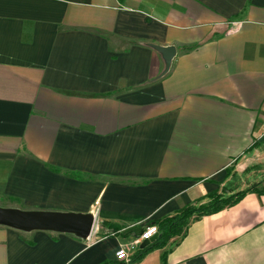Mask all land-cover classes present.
Masks as SVG:
<instances>
[{"label": "crops", "instance_id": "1", "mask_svg": "<svg viewBox=\"0 0 264 264\" xmlns=\"http://www.w3.org/2000/svg\"><path fill=\"white\" fill-rule=\"evenodd\" d=\"M153 45L177 49L163 76ZM254 185L264 0H0V205L93 212L99 227L83 240L0 225V264L116 261L155 221ZM133 264H264V193Z\"/></svg>", "mask_w": 264, "mask_h": 264}, {"label": "water", "instance_id": "2", "mask_svg": "<svg viewBox=\"0 0 264 264\" xmlns=\"http://www.w3.org/2000/svg\"><path fill=\"white\" fill-rule=\"evenodd\" d=\"M165 60V69L160 76L166 74L177 54L175 46L153 45ZM0 225L17 230L32 232L37 230L73 234L83 240H88L97 226L96 215L93 212L54 211L43 209H22L0 205ZM158 234L144 240L140 247L148 246Z\"/></svg>", "mask_w": 264, "mask_h": 264}, {"label": "trees", "instance_id": "3", "mask_svg": "<svg viewBox=\"0 0 264 264\" xmlns=\"http://www.w3.org/2000/svg\"><path fill=\"white\" fill-rule=\"evenodd\" d=\"M264 193V186L254 185L246 190H241L237 193L225 195L218 191L209 194V202L202 204H189L176 214L168 216L162 220L155 221L158 226V236L148 246L139 247L131 256L128 262L121 260H107L101 264H133L139 262L151 250L165 248L170 242L178 243L187 233L188 227L192 220L198 219L204 215L212 214L237 203L247 192ZM102 226V225H101ZM104 226V224H103ZM102 228V227H101ZM114 232L120 229V226L114 225L111 227ZM102 232V231H101ZM166 252L163 255V261L166 260Z\"/></svg>", "mask_w": 264, "mask_h": 264}, {"label": "built area", "instance_id": "4", "mask_svg": "<svg viewBox=\"0 0 264 264\" xmlns=\"http://www.w3.org/2000/svg\"><path fill=\"white\" fill-rule=\"evenodd\" d=\"M98 223L95 227L92 235L98 231ZM158 234V226L156 224L149 225L144 231H142L138 236H136L131 242L123 243L116 251V258L121 261L128 262L131 258L132 252L135 248L140 247L144 240L151 238L152 236ZM88 238V240L92 237Z\"/></svg>", "mask_w": 264, "mask_h": 264}, {"label": "rangeland", "instance_id": "5", "mask_svg": "<svg viewBox=\"0 0 264 264\" xmlns=\"http://www.w3.org/2000/svg\"><path fill=\"white\" fill-rule=\"evenodd\" d=\"M243 182H244V181H242V180L237 181L236 184L234 185V187H239V186L241 187V186H243V185H242ZM249 188H250V187H249Z\"/></svg>", "mask_w": 264, "mask_h": 264}]
</instances>
